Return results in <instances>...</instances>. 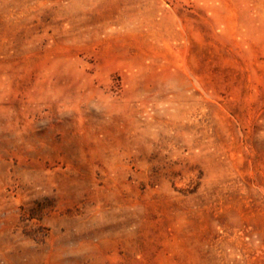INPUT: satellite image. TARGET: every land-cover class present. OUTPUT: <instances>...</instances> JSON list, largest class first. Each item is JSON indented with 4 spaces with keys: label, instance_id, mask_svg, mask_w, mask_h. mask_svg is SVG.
I'll list each match as a JSON object with an SVG mask.
<instances>
[{
    "label": "rangeland",
    "instance_id": "1",
    "mask_svg": "<svg viewBox=\"0 0 264 264\" xmlns=\"http://www.w3.org/2000/svg\"><path fill=\"white\" fill-rule=\"evenodd\" d=\"M0 264H264V0H0Z\"/></svg>",
    "mask_w": 264,
    "mask_h": 264
}]
</instances>
